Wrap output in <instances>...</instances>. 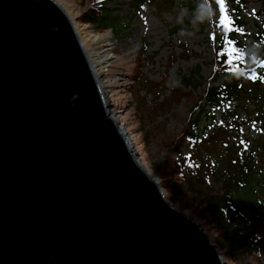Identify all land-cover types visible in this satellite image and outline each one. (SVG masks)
<instances>
[{"label":"water","instance_id":"95a60500","mask_svg":"<svg viewBox=\"0 0 264 264\" xmlns=\"http://www.w3.org/2000/svg\"><path fill=\"white\" fill-rule=\"evenodd\" d=\"M108 108L63 9L0 0V264H225Z\"/></svg>","mask_w":264,"mask_h":264},{"label":"rangeland","instance_id":"374dc122","mask_svg":"<svg viewBox=\"0 0 264 264\" xmlns=\"http://www.w3.org/2000/svg\"><path fill=\"white\" fill-rule=\"evenodd\" d=\"M54 1L68 15L78 35L109 39L108 42L102 39L97 46L99 49L88 42L85 50L93 62L95 53L103 52L100 53L104 61L99 81L105 88L109 111L131 139V148L140 166L159 187L162 186V180L173 179L167 176L168 172L188 153L184 141L187 125L198 114V102L212 85V26L220 24L223 15L231 21L233 7L225 2L226 11L221 13L217 5V15L210 23L194 24L192 13L186 11L183 24H178L179 9L175 10L172 4L171 8L164 6L169 0H155L146 7H139L136 0ZM189 1L193 5L197 2ZM101 6L118 16L124 25L121 33L101 31L85 23L87 17L97 15ZM238 7L244 21L238 30L240 37L250 35L256 27L264 24L259 0H244ZM196 69L200 71L199 85L185 88L173 80L176 73L188 76ZM263 133L264 129L253 126L246 129L245 136L255 139ZM172 148L174 150H170ZM161 189L167 203L208 237L225 264H264V218L259 233V253L229 254L227 249L219 247L221 233L202 205L189 197L175 202L165 189Z\"/></svg>","mask_w":264,"mask_h":264},{"label":"trees","instance_id":"16d2710c","mask_svg":"<svg viewBox=\"0 0 264 264\" xmlns=\"http://www.w3.org/2000/svg\"><path fill=\"white\" fill-rule=\"evenodd\" d=\"M136 1L139 7H146L155 0ZM259 1L264 13V0ZM225 2L233 7L234 17L230 30L220 24L212 26V85L198 102V114L187 125L184 141L188 153L170 168L167 176L173 179L162 180L160 187L175 202L189 197L203 206L221 233L220 248L229 254L256 255L264 218V133L251 139L245 131L253 126L264 129V24L240 37L238 30L244 21L238 5L244 0ZM212 3L216 8V0ZM170 4L189 13L195 9L189 0H169L164 6L171 8ZM112 12L101 6L85 23L121 33L124 25ZM229 41L237 55H227ZM255 45H259L257 59L250 63L246 50ZM199 73V69L188 76L176 73L173 80L189 88L199 85Z\"/></svg>","mask_w":264,"mask_h":264},{"label":"clouds","instance_id":"9594fccd","mask_svg":"<svg viewBox=\"0 0 264 264\" xmlns=\"http://www.w3.org/2000/svg\"><path fill=\"white\" fill-rule=\"evenodd\" d=\"M186 11L187 10L184 8L179 9L176 16V23L183 24ZM216 15H217V9L213 6L212 0H197L195 9L192 13V22L194 24L205 23V22L210 23ZM50 31L55 33L59 31V29L56 26H52L50 28ZM258 48L259 45H255L246 50V54L248 56L250 63H255L257 59Z\"/></svg>","mask_w":264,"mask_h":264},{"label":"bare ground","instance_id":"6f19581e","mask_svg":"<svg viewBox=\"0 0 264 264\" xmlns=\"http://www.w3.org/2000/svg\"><path fill=\"white\" fill-rule=\"evenodd\" d=\"M75 32H76V34H77V36H78V39H79V41H80V43H81V46H82V48L84 49V51L86 52V50H85V46H86V44L88 43V42H90L93 46H94V48L95 49H99L97 46L99 45V44H101V42H102V39L104 40L105 39V42H108L109 41V39L106 37V38H104V37H102V36H97V35H92V36H90V37H87V38H85V37H82V36H80V35H78V32L76 31V29H75ZM108 45V44H107ZM106 45V46H107ZM100 53H103V52H100V51H98L97 53H95V55H94V59H95V61L93 62L92 60H91V56L89 55V53L88 52H86V55H87V58H88V61H89V64H90V67H91V69H92V73L94 74V76L96 77V79H97V81H98V85H99V89H100V91H101V94H102V96H103V98H104V102H105V104L109 107V105H108V99H107V97H106V92H105V88H104V86L102 85V83L99 81V77L102 75V63H103V61L104 60H102V58H101V54ZM108 113H109V117L111 118V120L112 121H114L115 123H119L118 122V120L116 119V118H114V116L112 115V112L111 111H109V108H108ZM121 132H122V134H124V136H125V139H126V142H127V145H128V147L131 149V151H132V141H131V139H129L128 137H127V135H126V132H124V130L123 129H121ZM133 152V151H132ZM134 153V152H133ZM135 157H136V155H135ZM148 176L150 177V179H152V177L148 174ZM153 180V179H152Z\"/></svg>","mask_w":264,"mask_h":264},{"label":"snow or ice","instance_id":"6c2138e0","mask_svg":"<svg viewBox=\"0 0 264 264\" xmlns=\"http://www.w3.org/2000/svg\"><path fill=\"white\" fill-rule=\"evenodd\" d=\"M216 3L220 6V11L221 13H224L226 11L225 9V0H216ZM220 24L226 29V30H230L231 27V21L228 19V17L226 15H223L221 17L220 20ZM229 47L227 50V55L228 56H234L237 55V53L235 52L234 48L231 46V41H229ZM261 66L264 67V62L261 63Z\"/></svg>","mask_w":264,"mask_h":264}]
</instances>
